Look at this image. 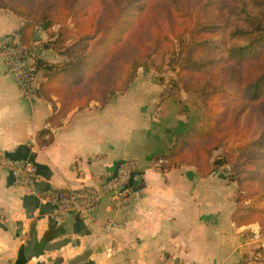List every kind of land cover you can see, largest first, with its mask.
<instances>
[{
  "label": "crops",
  "instance_id": "obj_1",
  "mask_svg": "<svg viewBox=\"0 0 264 264\" xmlns=\"http://www.w3.org/2000/svg\"><path fill=\"white\" fill-rule=\"evenodd\" d=\"M25 20L0 9V38L20 37ZM33 36V33H32ZM31 36V39H32ZM25 47L42 64L66 57L45 49L47 37ZM38 67V66H37ZM47 72L38 67L37 83ZM24 97L6 73L0 56V152L12 159H29L36 167V188L64 190L98 188L124 160L140 165L131 186L140 198L128 214L111 211L106 198L87 220H58L54 205L21 194L8 172L0 170V264L64 263L84 252L90 264H239L244 261L254 224L236 225V186L217 169L203 177L196 167L180 165L152 170V161L166 155L202 114L194 95L180 87H163L151 71L139 70L125 92L103 101L74 106L54 121L61 109L58 96L44 87ZM39 90V89H38ZM47 144L37 141L38 134ZM111 223L110 231L105 226ZM47 245L68 239L58 251L43 252L30 263L25 253L31 236ZM264 252V245H263Z\"/></svg>",
  "mask_w": 264,
  "mask_h": 264
},
{
  "label": "trees",
  "instance_id": "obj_2",
  "mask_svg": "<svg viewBox=\"0 0 264 264\" xmlns=\"http://www.w3.org/2000/svg\"><path fill=\"white\" fill-rule=\"evenodd\" d=\"M94 1L89 11L85 0H0V9L25 20L22 45L40 28L43 47L66 57L37 63L47 72L37 95L44 87L61 104L49 122L71 107L125 92L139 70L159 72L169 55L170 66L179 68L174 84L197 94L205 115L157 157L161 170L189 165L206 177L229 166L236 184L233 221L264 229V0ZM47 134H38L39 144L49 142ZM214 151L220 153L211 162ZM257 253L264 264V253Z\"/></svg>",
  "mask_w": 264,
  "mask_h": 264
},
{
  "label": "built area",
  "instance_id": "obj_3",
  "mask_svg": "<svg viewBox=\"0 0 264 264\" xmlns=\"http://www.w3.org/2000/svg\"><path fill=\"white\" fill-rule=\"evenodd\" d=\"M35 55L21 44L18 36L0 38V56L3 67L24 97L36 96L39 89ZM162 163V159L154 160L150 168L161 170ZM0 170L10 174L13 187L21 194L35 198L43 205H54L57 209L58 220L68 217L87 220L103 198L107 199L112 212L128 214L138 202L141 193L140 190L131 186V182L138 181L141 170V165L136 159L122 161L115 173L105 179L98 188L81 187L40 191L36 188L39 176L35 164L29 159H12L1 152ZM112 226L111 223L107 224L105 230L109 232ZM263 241L264 235L258 229L251 231L250 244L254 246L250 252L251 263L261 264L259 254L255 250L263 247Z\"/></svg>",
  "mask_w": 264,
  "mask_h": 264
},
{
  "label": "rangeland",
  "instance_id": "obj_4",
  "mask_svg": "<svg viewBox=\"0 0 264 264\" xmlns=\"http://www.w3.org/2000/svg\"><path fill=\"white\" fill-rule=\"evenodd\" d=\"M83 5L85 7H87L89 9V11H90V10H94L95 9L96 2L94 0H85V2H84ZM68 24H69V22H68ZM55 29H57V27H54V30ZM170 60H171V57L169 55H167L165 57V65L163 66L162 70L159 71V72L151 71L155 75V81H156V83L159 84V85H161V86H163V87H176V85L174 83L177 81V73L179 72V68L178 67L174 68V66H172V65L170 66V64H169V61ZM223 70H225V68ZM223 70H222V72H223ZM188 93H190V92H188ZM190 94L191 95H194V97H195V103H196L197 107L199 109H201V114H202L201 120H202L204 118V115H205L204 114L205 113V109H204V105L202 103V99L197 94H194V93H190ZM229 145H231V144H229ZM232 147H234V145ZM219 153H220V151H214L213 152L211 162L214 161V159L219 155ZM252 154L253 153L250 152V155L251 156H252ZM238 164L242 168V167L245 166L246 163H245V161H242V159H240L238 161ZM226 168H228V170H226ZM226 168H220V169H222L225 172L228 182L229 183H232L230 181V177H229L230 176V167L227 166ZM233 184L236 185L235 183H233ZM254 187H257V186L254 184ZM242 194L249 195V192H244ZM237 197H238V194H237ZM250 202H251L250 200H247L245 204H249ZM260 222L261 223H264V217H261L260 218ZM252 224H254L255 227H253L251 229V231L258 229L261 232V234L264 235V229L261 227V224L259 222H255V223H252ZM263 245H264V241H263ZM258 246L260 247V245H258ZM262 248L260 247L258 250L261 251L262 253H264ZM253 249H254V246L248 251V254H247L246 258L244 259L245 264H255V263H251L250 262V261H252L250 252ZM255 251H257V250H255ZM263 260H264V257L262 256V261Z\"/></svg>",
  "mask_w": 264,
  "mask_h": 264
},
{
  "label": "water",
  "instance_id": "obj_5",
  "mask_svg": "<svg viewBox=\"0 0 264 264\" xmlns=\"http://www.w3.org/2000/svg\"><path fill=\"white\" fill-rule=\"evenodd\" d=\"M43 34L44 32L40 29V28H36L31 42L32 43H40L43 41ZM226 170H228V168H226ZM70 242L68 239H64L62 241H58L54 244L51 245H47L44 242L37 244L36 243V239L35 236H31V240L28 243V249L26 250L25 253V262L26 263H30V261L33 258H37L41 255V253L43 252H52V251H58L61 248L65 247L66 245H68ZM71 245H73V243H70ZM55 264H63L64 263V258H58L54 261ZM66 264H90L88 261V253L84 252L83 254L74 257L72 259H69L68 261H66Z\"/></svg>",
  "mask_w": 264,
  "mask_h": 264
}]
</instances>
